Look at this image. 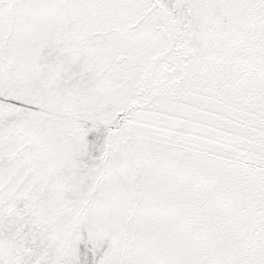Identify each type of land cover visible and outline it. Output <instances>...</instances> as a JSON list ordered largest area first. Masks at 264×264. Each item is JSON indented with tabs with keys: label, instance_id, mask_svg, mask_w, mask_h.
Returning <instances> with one entry per match:
<instances>
[{
	"label": "snow or ice",
	"instance_id": "snow-or-ice-1",
	"mask_svg": "<svg viewBox=\"0 0 264 264\" xmlns=\"http://www.w3.org/2000/svg\"><path fill=\"white\" fill-rule=\"evenodd\" d=\"M0 264H264V0H0Z\"/></svg>",
	"mask_w": 264,
	"mask_h": 264
}]
</instances>
